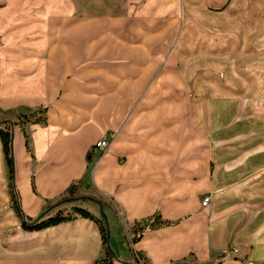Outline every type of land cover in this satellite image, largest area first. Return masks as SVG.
<instances>
[{
  "label": "crops",
  "instance_id": "crops-1",
  "mask_svg": "<svg viewBox=\"0 0 264 264\" xmlns=\"http://www.w3.org/2000/svg\"><path fill=\"white\" fill-rule=\"evenodd\" d=\"M101 1L96 15L110 14L113 2ZM102 27L86 38L84 0H0V121L46 108V123L13 132L26 219L75 184L71 210L110 228L107 245L79 215L24 228L0 140V264H94L106 247L116 264H264V103L253 98L264 85L232 72L223 87L196 72L117 70L132 44ZM105 135L108 149L96 150ZM157 213L169 224L132 242L135 222Z\"/></svg>",
  "mask_w": 264,
  "mask_h": 264
},
{
  "label": "rangeland",
  "instance_id": "rangeland-1",
  "mask_svg": "<svg viewBox=\"0 0 264 264\" xmlns=\"http://www.w3.org/2000/svg\"><path fill=\"white\" fill-rule=\"evenodd\" d=\"M111 1L110 14L96 15V0H84L86 38L96 40L97 23L107 25L100 35L116 34L131 42L132 61L117 60V70L180 72L182 77L196 72L198 78L210 77L223 87L232 72L237 77L255 76L249 79L250 88L253 82L264 85V0ZM253 6L261 8L259 14H252ZM243 26L245 30H240ZM240 40H245L244 46L237 47ZM139 41L148 43V54H142ZM161 50L164 54L156 55ZM263 93L253 97L259 106ZM71 205L65 201L58 206L66 213Z\"/></svg>",
  "mask_w": 264,
  "mask_h": 264
},
{
  "label": "trees",
  "instance_id": "trees-1",
  "mask_svg": "<svg viewBox=\"0 0 264 264\" xmlns=\"http://www.w3.org/2000/svg\"><path fill=\"white\" fill-rule=\"evenodd\" d=\"M25 123H46V108L41 107L32 113L21 114L16 119H4L0 121V140L3 143L6 164L10 173V184L12 189L14 206L16 207L18 213L24 218V228L42 229L63 221L72 220L79 215L95 220L100 225L104 244L107 245L109 242V228L105 218H96L88 210L79 206H73L72 210L67 211L66 213L62 211V209H59L54 215L48 216L49 211L53 207L59 205L62 202L67 201L69 197L74 196V193L77 190V185L75 184L69 187V197H64L54 205L48 207L39 217L35 219H26V216L22 210L20 194L15 183V165L13 152L14 128ZM167 224H169V222L162 220L160 214L158 213L148 220L136 221L134 224L133 236L131 241H138L143 236V234L151 228L160 227ZM137 254L139 255V253ZM139 256L141 257V254ZM115 261L116 257L114 256L113 252L110 250V248L106 247L104 257L97 260L94 264H116ZM137 263L140 264L138 258Z\"/></svg>",
  "mask_w": 264,
  "mask_h": 264
},
{
  "label": "built area",
  "instance_id": "built-area-1",
  "mask_svg": "<svg viewBox=\"0 0 264 264\" xmlns=\"http://www.w3.org/2000/svg\"><path fill=\"white\" fill-rule=\"evenodd\" d=\"M109 144H110V138L107 135H105L100 140L97 141L95 148L98 151L105 152L108 149ZM209 202H210V196H204L202 199V205L207 206ZM238 252H239V248L236 246H232L228 250L227 255L233 256Z\"/></svg>",
  "mask_w": 264,
  "mask_h": 264
},
{
  "label": "water",
  "instance_id": "water-1",
  "mask_svg": "<svg viewBox=\"0 0 264 264\" xmlns=\"http://www.w3.org/2000/svg\"><path fill=\"white\" fill-rule=\"evenodd\" d=\"M107 221V220H106ZM107 225H108V221H107ZM108 228H109V225H108Z\"/></svg>",
  "mask_w": 264,
  "mask_h": 264
}]
</instances>
